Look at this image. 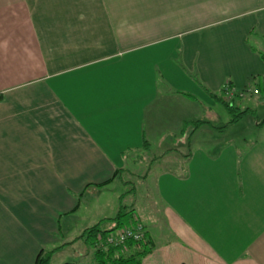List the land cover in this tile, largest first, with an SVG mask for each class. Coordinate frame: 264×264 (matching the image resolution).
I'll list each match as a JSON object with an SVG mask.
<instances>
[{
    "label": "crops",
    "instance_id": "obj_1",
    "mask_svg": "<svg viewBox=\"0 0 264 264\" xmlns=\"http://www.w3.org/2000/svg\"><path fill=\"white\" fill-rule=\"evenodd\" d=\"M262 55L264 0H0V264L84 243L65 217L145 165L143 264H264Z\"/></svg>",
    "mask_w": 264,
    "mask_h": 264
},
{
    "label": "rangeland",
    "instance_id": "obj_2",
    "mask_svg": "<svg viewBox=\"0 0 264 264\" xmlns=\"http://www.w3.org/2000/svg\"><path fill=\"white\" fill-rule=\"evenodd\" d=\"M249 82V88H251V90H255L256 85H262L260 77L250 78ZM259 104L260 103L258 102V97H248L238 106L243 110H245L246 108L252 109V115L251 113L248 115H251L250 118L253 119L254 117L256 119V115L260 117L263 111L262 108H259ZM158 153H160V151L158 149H155L154 154L159 155ZM147 169H149L148 165L141 166L138 169V172L133 176L124 175L122 178H118L113 184H110L109 186L101 190L88 191L82 197L80 206L76 213H74V215H72L71 217H65L66 219H64L62 222L63 226L65 227V241L74 240L85 230L100 224L101 221H103L101 224L102 230L113 229L115 227V222L112 220L118 216L122 207H127L128 210H131L133 208L132 203L134 202H139L138 205H141L142 207L150 204L151 200L153 199V190H156L154 189L156 183L153 182L152 184L150 182H145L141 177L144 176L143 172H145L144 170ZM159 173L160 171L157 166H153V169L149 176L156 177ZM127 182H130V184H128ZM69 224L70 227L67 228ZM142 226L146 230V227L144 225ZM83 244L84 243H78L77 245H73L74 247H72L71 249H66L63 253L58 254L56 257H54L51 264H95V250L90 249V247L88 246H85L84 249L86 254L83 258L84 261H79L80 254L75 250H78L79 247L84 246Z\"/></svg>",
    "mask_w": 264,
    "mask_h": 264
},
{
    "label": "trees",
    "instance_id": "obj_3",
    "mask_svg": "<svg viewBox=\"0 0 264 264\" xmlns=\"http://www.w3.org/2000/svg\"><path fill=\"white\" fill-rule=\"evenodd\" d=\"M262 59L264 60V55H262ZM212 98H214V100L217 102L222 103V105L227 109L228 113L232 117L231 123H237L243 117L249 114L248 111H242L235 105L227 103L223 94L212 95ZM133 214V210H128L127 207H122L118 216L112 220L115 222V227L113 229L102 230V221L100 224L87 229L82 236L68 245H73L77 241H84L86 246L95 250V264H143L144 259L154 252V246L148 237L142 243L129 242L127 252L121 248H111L107 252L96 249V245L100 243V241H105L110 234L120 229L134 227L138 222L134 219ZM65 247L67 246L62 245L52 250L42 249L36 259L35 264H51L54 255Z\"/></svg>",
    "mask_w": 264,
    "mask_h": 264
},
{
    "label": "built area",
    "instance_id": "obj_4",
    "mask_svg": "<svg viewBox=\"0 0 264 264\" xmlns=\"http://www.w3.org/2000/svg\"><path fill=\"white\" fill-rule=\"evenodd\" d=\"M231 97H235L236 93L229 91ZM253 95H261L259 89L253 90ZM243 96V94H240ZM138 222V221H137ZM147 239V232L145 228L140 224L137 223L132 228H124L120 229L112 234H110L105 241H100L96 245V249L107 252L111 248H121L125 252L128 251V243L135 242V243H142Z\"/></svg>",
    "mask_w": 264,
    "mask_h": 264
}]
</instances>
